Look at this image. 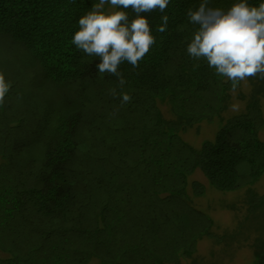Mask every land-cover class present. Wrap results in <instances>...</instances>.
<instances>
[{"label":"trees","instance_id":"16d2710c","mask_svg":"<svg viewBox=\"0 0 264 264\" xmlns=\"http://www.w3.org/2000/svg\"><path fill=\"white\" fill-rule=\"evenodd\" d=\"M201 2L141 13L155 43L139 67L120 65L121 86L72 42L98 0H0V72L11 85L0 104V264H182L201 239L224 238L192 202L190 187L205 193L190 179L196 170L219 191H245L234 236H253L254 264H264V192L255 190L264 80L247 79V94L240 82L245 107L224 115L231 81L187 53L198 29L187 12ZM123 93L132 100L121 106ZM202 121L218 128L195 146L182 132Z\"/></svg>","mask_w":264,"mask_h":264},{"label":"clouds","instance_id":"9594fccd","mask_svg":"<svg viewBox=\"0 0 264 264\" xmlns=\"http://www.w3.org/2000/svg\"><path fill=\"white\" fill-rule=\"evenodd\" d=\"M208 3L202 0L198 9L187 12L189 22L198 26L187 44L189 56L206 59L218 76L231 81L233 91L249 78L264 80V2L253 6L248 0H239L227 10L209 8ZM168 5L169 0H98L79 18L72 42L87 56L100 57L99 73L118 77L123 86L126 81L120 65L127 62L133 68L139 67L155 43L150 22L141 13L157 9L163 13ZM129 8L136 13L131 20L126 11ZM161 19L157 31L163 33L169 17L163 15ZM10 86L0 72V104L5 102ZM109 92L117 95L116 89ZM131 100L123 93L121 106Z\"/></svg>","mask_w":264,"mask_h":264},{"label":"rangeland","instance_id":"374dc122","mask_svg":"<svg viewBox=\"0 0 264 264\" xmlns=\"http://www.w3.org/2000/svg\"><path fill=\"white\" fill-rule=\"evenodd\" d=\"M241 91L247 94L250 91V85L247 80L242 81ZM235 106V108H234ZM245 107V99L239 97L238 91L232 93L229 109L225 116H230L242 111ZM261 107L264 115V98L261 101ZM165 115L170 116L169 108L162 104ZM218 128L217 122L202 121L182 132V136L191 144L199 146L203 139L213 138ZM260 136L264 138V126L260 129ZM191 180H197L205 186V193L196 196L190 187L189 194L192 197L193 204L208 212L214 220L213 230L222 235L220 240L212 238H203L198 242L195 255L182 264H254L255 255L250 246L253 236H248L243 232L242 236H234L235 226L239 223L244 213L241 199L245 193L244 190L222 192L211 187L200 170H196L190 177ZM255 190L259 193L264 192V175L255 184ZM231 205L238 206L237 210L231 208Z\"/></svg>","mask_w":264,"mask_h":264}]
</instances>
